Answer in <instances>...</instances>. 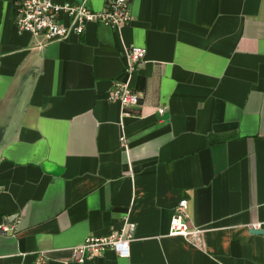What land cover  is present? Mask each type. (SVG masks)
Returning a JSON list of instances; mask_svg holds the SVG:
<instances>
[{
    "label": "crops",
    "instance_id": "1",
    "mask_svg": "<svg viewBox=\"0 0 264 264\" xmlns=\"http://www.w3.org/2000/svg\"><path fill=\"white\" fill-rule=\"evenodd\" d=\"M19 1L0 0V264H264V0H131L120 30L48 42L14 26ZM182 198L196 237L169 234ZM123 216L127 258L72 259Z\"/></svg>",
    "mask_w": 264,
    "mask_h": 264
},
{
    "label": "built area",
    "instance_id": "2",
    "mask_svg": "<svg viewBox=\"0 0 264 264\" xmlns=\"http://www.w3.org/2000/svg\"><path fill=\"white\" fill-rule=\"evenodd\" d=\"M131 0H105L104 8L93 11L84 3L63 2L53 0H22L16 5L14 26L20 32L40 35L48 41H62L64 38L75 35L80 36L88 22H97L120 30L131 21ZM146 48L137 45H128L123 54L125 58L124 69L128 77L136 70V67L144 61ZM108 101H117L121 106L122 116L134 115L131 108L136 107L140 100L135 90L127 83H113L112 89L107 96ZM161 114L163 108L157 110ZM123 141V137L121 138ZM185 198L179 200L173 208L174 212L169 221V234L196 237L199 228L191 229L186 221ZM264 221L253 224L252 228L259 229ZM135 222L128 216H123L119 221L118 228L108 235L86 236L78 245L72 248V259L84 263L103 252L110 250L117 257L127 258L129 246L136 230ZM11 223L0 224V233H6L12 229ZM42 257L37 258L38 263Z\"/></svg>",
    "mask_w": 264,
    "mask_h": 264
},
{
    "label": "water",
    "instance_id": "3",
    "mask_svg": "<svg viewBox=\"0 0 264 264\" xmlns=\"http://www.w3.org/2000/svg\"><path fill=\"white\" fill-rule=\"evenodd\" d=\"M249 232L253 234H263L264 235V228H259V229L250 228Z\"/></svg>",
    "mask_w": 264,
    "mask_h": 264
}]
</instances>
